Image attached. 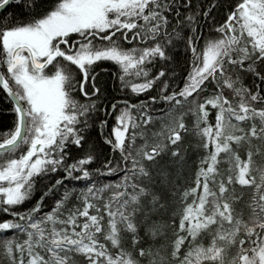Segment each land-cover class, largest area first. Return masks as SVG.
Segmentation results:
<instances>
[{"label":"snow or ice","instance_id":"snow-or-ice-1","mask_svg":"<svg viewBox=\"0 0 264 264\" xmlns=\"http://www.w3.org/2000/svg\"><path fill=\"white\" fill-rule=\"evenodd\" d=\"M0 104V264H264V0H0Z\"/></svg>","mask_w":264,"mask_h":264},{"label":"trees","instance_id":"trees-1","mask_svg":"<svg viewBox=\"0 0 264 264\" xmlns=\"http://www.w3.org/2000/svg\"><path fill=\"white\" fill-rule=\"evenodd\" d=\"M105 79H107V76H105ZM109 84H111V81H109ZM4 107L5 106L3 104H0V131H3L8 126H10L11 125V120H12L11 113H7L4 110ZM254 159L257 160V161H259V157H254ZM188 174H189V172H188V170H186L185 173H184V175L187 177ZM0 218H3V216L0 215Z\"/></svg>","mask_w":264,"mask_h":264}]
</instances>
